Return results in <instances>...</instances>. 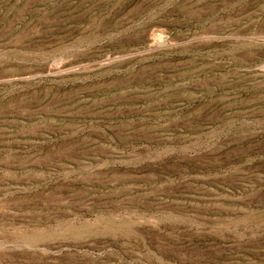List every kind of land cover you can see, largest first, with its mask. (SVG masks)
<instances>
[{
  "label": "rangeland",
  "instance_id": "1",
  "mask_svg": "<svg viewBox=\"0 0 264 264\" xmlns=\"http://www.w3.org/2000/svg\"><path fill=\"white\" fill-rule=\"evenodd\" d=\"M0 264H264V0H0Z\"/></svg>",
  "mask_w": 264,
  "mask_h": 264
}]
</instances>
